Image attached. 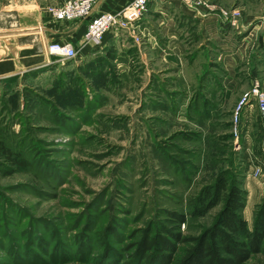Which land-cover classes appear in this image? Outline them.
Returning a JSON list of instances; mask_svg holds the SVG:
<instances>
[{
	"label": "rangeland",
	"instance_id": "rangeland-1",
	"mask_svg": "<svg viewBox=\"0 0 264 264\" xmlns=\"http://www.w3.org/2000/svg\"><path fill=\"white\" fill-rule=\"evenodd\" d=\"M63 3L0 0V61L37 46L41 62L0 78V140L28 164L0 154V264H109L96 262L104 244L123 250L139 231L170 226L164 212L189 213L223 172L242 178L252 229L264 198V127L254 99L235 118L253 84L264 93V0H195L199 19L188 22L183 4L161 3L185 30L171 37L186 46L178 63L176 50L152 48L146 15L119 46L90 42L97 49L85 60L79 48L75 60L49 56L41 30L31 43L13 35ZM203 16L216 20L217 38ZM159 44L170 46L168 37ZM221 208L189 218L183 235L198 236ZM110 225L119 239L105 233Z\"/></svg>",
	"mask_w": 264,
	"mask_h": 264
},
{
	"label": "trees",
	"instance_id": "trees-1",
	"mask_svg": "<svg viewBox=\"0 0 264 264\" xmlns=\"http://www.w3.org/2000/svg\"><path fill=\"white\" fill-rule=\"evenodd\" d=\"M0 154L19 169L28 164L22 154H15L0 140ZM30 168V167H29ZM247 205V191L242 178L231 172L218 175L211 185L201 189L189 213L165 211L170 226L160 225L136 233L134 240L123 250L102 243L104 252L96 260L109 264H246L256 255H264V198L257 206L251 229L243 212ZM222 206L214 223L198 236H184L181 227L189 218L206 217ZM110 238L119 239L117 227L105 230ZM183 246V248H181ZM183 252L180 257L177 255Z\"/></svg>",
	"mask_w": 264,
	"mask_h": 264
},
{
	"label": "crops",
	"instance_id": "crops-1",
	"mask_svg": "<svg viewBox=\"0 0 264 264\" xmlns=\"http://www.w3.org/2000/svg\"><path fill=\"white\" fill-rule=\"evenodd\" d=\"M65 1L66 0H64V3ZM131 1L132 0H97L96 13L118 12L119 10L127 6ZM164 2H167L169 6L175 5L177 2L183 4L181 0H154L150 4V6L155 4L154 8H152L151 10L149 6L148 12L146 13L145 23H143V30L147 34L146 36L148 38L149 43L152 44V48H154V46L155 47L157 46L162 50L164 49L163 47H167V48L170 47L176 50L175 52H173V54H174V58L179 57L178 58L179 60H177L178 63L180 62V57H183L186 53V46L182 44V42H179L176 39L174 40L171 37L176 35V33L182 35L183 32L185 33V30H183V28L181 27V21L178 22L177 17L173 18L172 20L170 19V21L169 20L167 21L165 19L167 14L170 15L171 12H169L168 7H163L162 9L159 8L161 3ZM169 3H173V4H169ZM184 6L185 8L181 10L182 13L179 14L181 18L185 17L184 19L187 20V22L190 21V19H194V20L199 19V16L197 15L194 16V12L190 10L186 5ZM43 10H45L44 13H41L39 15L35 13L31 15L28 21L25 22L26 26L24 25L23 27L19 28L17 31H12L13 35L19 34L18 36L26 37L23 39V41L24 42L30 41L31 43L33 41L36 42V40L37 41L39 40V38L35 36L36 34L34 32H38L39 30H41L42 32H44V36L49 44L57 41L74 43L76 48H79L80 50L79 57L81 60L87 59L92 54L94 49H97L94 44L90 43L85 39V35H86L85 22H72V23L61 22L58 21L53 16V14L49 13L47 8ZM156 17L158 18V20L155 22L154 18L156 19ZM204 17L205 16H203L202 19V22L205 27L204 29L208 31L211 34V36L217 38L219 29L216 27V22H215L216 20L213 17H209V18H204ZM39 24H42V27L39 28L38 27ZM167 33L169 34L167 35ZM166 37H168L170 46L164 45L160 47L159 42L161 41L164 42V39ZM121 39L122 38H120L119 35L110 33L106 36L105 40L103 41L104 45L101 46L100 48L101 50L107 48L109 42L119 46L118 44H121V42L124 43V40ZM4 48L0 49V55L4 53ZM27 52L28 55H24L25 58H21V56L18 55L13 57L8 56V58L1 60L0 78H5V77L13 76L15 74H20L22 71L25 72L28 69L36 67L41 63L38 61L37 46H34V48L31 47L29 50H27ZM237 79L238 76L236 75L232 81L234 82ZM251 187L253 188L254 191L255 186L252 185ZM251 196L254 197V194L249 193V200L251 199Z\"/></svg>",
	"mask_w": 264,
	"mask_h": 264
},
{
	"label": "built area",
	"instance_id": "built-area-1",
	"mask_svg": "<svg viewBox=\"0 0 264 264\" xmlns=\"http://www.w3.org/2000/svg\"><path fill=\"white\" fill-rule=\"evenodd\" d=\"M153 1L132 0L118 12L96 13L97 0H66L62 6L51 8L50 12L61 22H85V39L99 45L110 33L119 35L123 30H130L138 26ZM181 2L188 8H193L195 0H181ZM48 53L49 56L62 60H75L78 58V50L72 42H53L48 47ZM253 99L262 117L264 127V93L258 82L253 84L252 90L239 103L235 122L238 123L240 113ZM260 172L261 168H258L256 175H259Z\"/></svg>",
	"mask_w": 264,
	"mask_h": 264
}]
</instances>
